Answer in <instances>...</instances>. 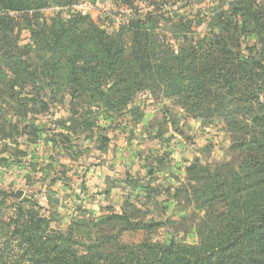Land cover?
Returning <instances> with one entry per match:
<instances>
[{
    "label": "rangeland",
    "instance_id": "rangeland-1",
    "mask_svg": "<svg viewBox=\"0 0 264 264\" xmlns=\"http://www.w3.org/2000/svg\"><path fill=\"white\" fill-rule=\"evenodd\" d=\"M232 3L237 14L247 17H236V31L222 15ZM260 4L82 0L70 8L0 9V16L11 20L9 35L20 47L31 44L36 34H48L58 19L81 13L121 39L125 58L135 31L145 27L139 23L148 19L146 26L160 44L184 50L198 84L175 96L140 92L129 108L109 111L87 98L73 99L63 88L38 91L17 85L10 90L2 83L0 128L11 138L0 133V221L14 219L19 206L28 210L21 204L27 201L56 233L70 234L80 245L101 244V253L127 256L133 250L154 256L155 248L171 242L198 246L218 209L225 212L206 201L217 198L238 169L242 156L233 144L264 141V17L251 19ZM210 44L214 62L205 50ZM254 58L263 69L253 66ZM71 114L78 120L74 130L63 122ZM125 145L129 153L122 152ZM117 153L118 158L136 153L148 159L128 175L114 171ZM103 167L112 175L100 187L98 178L91 180Z\"/></svg>",
    "mask_w": 264,
    "mask_h": 264
},
{
    "label": "trees",
    "instance_id": "trees-1",
    "mask_svg": "<svg viewBox=\"0 0 264 264\" xmlns=\"http://www.w3.org/2000/svg\"><path fill=\"white\" fill-rule=\"evenodd\" d=\"M250 1L263 5L251 19L264 17V0ZM81 2L0 0V9L23 12L52 6L70 8ZM229 8L222 15L230 19L236 31V17L243 21L247 17L237 14L233 3ZM147 23L148 19L139 23L145 27L135 31L130 56L125 58L121 39L108 35L88 15L74 13L67 20L58 19L48 34H36L31 44L22 47L9 35L11 20L0 16V85L7 84L10 90L17 85L35 86L38 91L63 88L71 98H87L109 111L129 108L134 96L144 91L175 96L198 89L193 80L194 65L186 63L184 50L160 44ZM211 45L205 50L214 62L217 58ZM191 55L196 56V52ZM259 61L254 58L253 66L263 69ZM2 67L11 75L9 78ZM186 75L189 85L184 83ZM234 148L242 157L237 171L232 172L231 183L222 187L217 198L206 201L210 206L225 208V212L218 209L198 246L171 242L155 248L154 256L133 250L127 256L101 253L97 250L101 244L80 245L70 234L56 233L35 211L39 208L23 201L28 210L22 211L19 206L14 219L0 221L4 231L0 264H264V141L241 139Z\"/></svg>",
    "mask_w": 264,
    "mask_h": 264
},
{
    "label": "crops",
    "instance_id": "crops-1",
    "mask_svg": "<svg viewBox=\"0 0 264 264\" xmlns=\"http://www.w3.org/2000/svg\"><path fill=\"white\" fill-rule=\"evenodd\" d=\"M145 134V133H144ZM158 142V141H157ZM163 142L164 141H161V142H159V144H158V148H161V147H163L162 145H163ZM152 143L153 142H151V145H152ZM127 146V149L126 148H124L123 150H122V152L123 151H126V152H130V146H128V145H125V147ZM123 147V146H122ZM148 150H151L152 151V149H147V147H146V151H148ZM117 155V158L115 159V161H114V163H115V172H118V173H124V174H131V173H134V172H136V171H138L139 172V170L142 168V166L140 165V163H143V161L141 160V159H145V160H147L148 158H144V157H142V156H138L136 153H134V155H133V153L132 154H124L122 157H120V158H118L119 157V155H118V153L116 154ZM96 176H94V178L91 180V181H93V182H95L96 181V179L98 178V180H97V182H99V184H100V187H105L104 185H103V183L102 182H104L105 181V179H106V176H108V175H112L111 174V171L110 170H108V169H106V168H102L101 169V171H100V174L98 175V174H95ZM92 176V175H91ZM91 176H89V178L91 177ZM91 181H88L87 183H89L90 184V182ZM92 183V182H91ZM63 192V191H62Z\"/></svg>",
    "mask_w": 264,
    "mask_h": 264
},
{
    "label": "water",
    "instance_id": "water-1",
    "mask_svg": "<svg viewBox=\"0 0 264 264\" xmlns=\"http://www.w3.org/2000/svg\"><path fill=\"white\" fill-rule=\"evenodd\" d=\"M199 1H203V0H199ZM63 122H68L69 127L72 130L76 129L78 125V120L74 117V114H71V116L68 119L63 120ZM0 133L4 138H11V133L6 132L5 127L0 128Z\"/></svg>",
    "mask_w": 264,
    "mask_h": 264
}]
</instances>
